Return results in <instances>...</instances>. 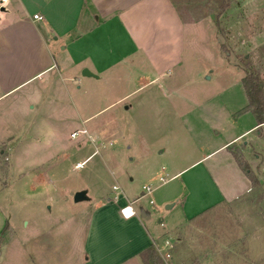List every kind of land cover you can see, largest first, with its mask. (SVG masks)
Returning a JSON list of instances; mask_svg holds the SVG:
<instances>
[{
    "label": "rangeland",
    "instance_id": "1",
    "mask_svg": "<svg viewBox=\"0 0 264 264\" xmlns=\"http://www.w3.org/2000/svg\"><path fill=\"white\" fill-rule=\"evenodd\" d=\"M187 1L195 5H178L187 9L182 63L167 75L164 86L158 81L134 91L151 75L131 74L129 84L114 94L134 91L127 100L87 121L84 112L92 115L102 107L92 102L85 111L77 102L65 100L49 115L52 107L38 106L42 118L37 108H26L21 121L13 116L7 123L0 115V138L16 136L15 143L8 145L11 159L5 152L0 157V264H84L89 202L74 203L75 192L86 191L94 202L128 186L136 191L148 186L155 173L166 174L167 179L209 147L238 134H243L242 139L228 150L252 177L250 190L180 226L189 203L199 211L216 198L213 193L203 198L204 162L185 169L178 180L184 187L179 204L166 213V224L175 222L179 228L166 248L170 258L156 250L162 264H264V125L249 130L254 118L243 112L247 98L241 84L245 69L258 76L264 95V0ZM9 98L1 100L0 107ZM127 104L131 108L126 112ZM81 109L78 115L76 110ZM109 114L115 115V121L105 136L96 138L90 128ZM41 125L51 130H43L41 146L32 155L39 167L31 181L14 174L29 155L17 141L23 130ZM72 133L76 135L71 137ZM161 150L164 154L157 156ZM76 163L82 164L80 169H73ZM9 164L16 172L9 170ZM150 200L152 195L135 207L150 210ZM160 218H152L159 230Z\"/></svg>",
    "mask_w": 264,
    "mask_h": 264
},
{
    "label": "crops",
    "instance_id": "2",
    "mask_svg": "<svg viewBox=\"0 0 264 264\" xmlns=\"http://www.w3.org/2000/svg\"><path fill=\"white\" fill-rule=\"evenodd\" d=\"M8 1L10 4L4 5ZM0 5V101L36 83L1 105L0 115L10 123L14 118L24 119L26 108L52 107L47 114H53L65 100L71 104L77 102L85 111L92 102L102 107L92 115L84 112V121H87L124 103L134 91L146 85L161 81L164 86L167 75L182 63L184 54L187 9L178 5L195 4L187 0H0ZM210 30L214 33L212 26ZM215 42L219 52L216 37ZM83 70L93 76L82 75ZM145 72L151 77L140 87L123 96L114 95L116 90L129 84L131 74ZM107 95L109 99L104 101L102 97ZM130 108L131 105H125L124 111ZM80 111L76 113L79 115ZM37 113L41 118L44 115L42 110ZM114 116L109 114L94 124L91 133L96 138L105 136L108 126L115 121ZM256 126L254 120L249 130H255ZM42 128V125L30 127L18 136L17 145L29 154L23 160L21 171L14 173L13 165L9 164V170L18 177L35 179L33 172L39 165L32 155L41 146L43 130L48 131L50 127ZM242 136L238 134L209 147L206 154L189 160L185 168L172 172L167 179L166 174L163 177L155 173L148 181L149 187L154 184L150 187L153 190L150 210L135 207L147 197H141L142 187L135 191L128 186L111 197L88 200L84 264H142L138 255L150 246L166 253V248L172 245V235L179 229L175 222L166 224V213L179 204L182 196L180 174L200 162L206 164L203 179L207 192L203 198L207 199L210 193L216 198L199 211L194 210V203L187 206L186 199L181 210L187 206L189 212H183L178 225L191 223L209 209L245 195L250 190V182L228 151ZM15 137L3 134L0 157L5 152L11 159L12 148L8 145L15 143ZM162 154L164 150L156 152L157 156ZM164 171L161 167L160 172ZM157 176L159 183H155ZM132 201H136L135 216L125 219L119 209ZM155 215L163 221L160 230L152 223ZM166 226L174 229L167 230Z\"/></svg>",
    "mask_w": 264,
    "mask_h": 264
},
{
    "label": "trees",
    "instance_id": "3",
    "mask_svg": "<svg viewBox=\"0 0 264 264\" xmlns=\"http://www.w3.org/2000/svg\"><path fill=\"white\" fill-rule=\"evenodd\" d=\"M242 71L244 72V76L241 79V84L247 98V105L243 109V112H250L254 117L256 125L258 127L263 126L264 125V95L261 92L260 80L258 76L254 75L253 73H249L245 69ZM232 156L234 157L240 169L248 178L250 185L254 184V181L252 180V177L250 176L248 171L242 167V163L238 162L234 154H232ZM138 256L142 264H162V262L159 259L157 250L153 246H150L149 248L141 252Z\"/></svg>",
    "mask_w": 264,
    "mask_h": 264
},
{
    "label": "built area",
    "instance_id": "4",
    "mask_svg": "<svg viewBox=\"0 0 264 264\" xmlns=\"http://www.w3.org/2000/svg\"><path fill=\"white\" fill-rule=\"evenodd\" d=\"M33 18H34V19H37V16L34 15ZM84 133H85V132H84ZM75 135H76V133H72V134H71V137H74ZM81 166H82L81 163H76V164L74 165V169H80ZM160 181L163 182L164 179H160ZM113 190H116V187H113ZM152 191H153L152 188H150L149 186H143V187H142V196H141V197H145V196L150 195V194L152 193ZM135 202H136V201L129 202L127 205H125V206H123V207H121V208L119 209V213H120V215H121L123 218L127 219V218H131V217H134V216H135V211H134V209H133V204H134ZM149 204L152 205L153 202H152V201H149ZM167 246H168V244H166V247H167ZM164 257L167 258V259L170 258V256H169L168 253H164Z\"/></svg>",
    "mask_w": 264,
    "mask_h": 264
},
{
    "label": "water",
    "instance_id": "5",
    "mask_svg": "<svg viewBox=\"0 0 264 264\" xmlns=\"http://www.w3.org/2000/svg\"><path fill=\"white\" fill-rule=\"evenodd\" d=\"M82 75L84 76H93L92 74H90L88 71L83 70ZM88 197H87V193L84 190L81 191H77L73 194V202L74 203H79V202H83V201H88Z\"/></svg>",
    "mask_w": 264,
    "mask_h": 264
}]
</instances>
